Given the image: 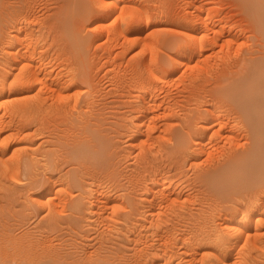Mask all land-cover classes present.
I'll use <instances>...</instances> for the list:
<instances>
[{"label": "rangeland", "instance_id": "1", "mask_svg": "<svg viewBox=\"0 0 264 264\" xmlns=\"http://www.w3.org/2000/svg\"><path fill=\"white\" fill-rule=\"evenodd\" d=\"M74 1L0 0V151L3 149L0 152V243L2 244L0 245V250L4 251L6 249L5 252L14 251L13 247H11L13 242H10L12 239H15L13 241H16V243L19 242L20 244L16 245H19L18 249L21 248V250H18L16 246V250H18L16 252L18 256H16V260L18 259L16 263L12 256L2 252V255H5H0V264H23L25 262V264H34V260L26 258L22 250L29 248L37 254L36 249L40 252V248L43 246L44 250L45 248L47 250L49 248L50 250L54 249L50 253L54 258H57L56 255H65L64 258L58 256L60 257L57 259L58 261L62 258L59 264H73V262L75 264H94L96 260H98V263L99 260L102 261L100 264L106 262V264L108 262L109 264H194L193 262L195 264H264V200H258L259 190L264 191V184H255V187L252 185V188L249 183L244 184L247 187L241 184L243 191L238 186H224V189L222 186L218 189V191L221 190L219 195L218 191H211L206 184H200L198 181L199 174H202L210 166L208 161L205 160L206 154L198 155L199 157L197 156L196 161H193L195 163H193L189 159L184 161V158L179 154L181 149H179L180 151L176 149L178 147L176 135L179 130L186 143H197L195 139H200L203 142L205 140L204 144L206 147L208 146V150H214L213 154H215L217 151L215 149L218 147L219 149L223 145L227 147V143L222 144L226 142V140L222 139L223 136L218 137L219 140L216 138L217 143L211 139L210 143H208V135V137L204 136L203 140H201L199 137L196 138V133L193 134L194 132H190V129L188 130L187 128L190 120V125L193 123V126L196 123L195 121L199 120L195 125L196 128L203 121L212 120L214 113H210L211 109L215 111L216 115L221 114L223 116L224 113V116H219V118H224L222 119L223 121L227 119L226 124L229 125L227 129L237 123L239 125L242 123L240 125L242 126L245 122L241 114L237 113L236 110L238 108H236L235 104L230 99H227L228 97L225 93L227 89L223 90L226 98L220 90L231 82L233 78L231 76L242 74L243 70L245 72L243 66H246V68L248 66L246 64L248 60L246 61L245 57L248 58L256 54L253 56V58L256 57L254 58L255 60L264 56V54H261L262 48L264 49V36L258 29L256 31L254 28L253 30L251 29L250 18L246 17L248 13L241 11L238 0H136V3L133 2L131 4V6L133 5L130 8L131 14L140 12L143 8H149L151 12L156 11V15L164 16V18L168 19L163 21L164 23L152 24L143 29L142 34L136 31L126 33V38L129 39L130 37L131 40L133 37L132 40L138 41L140 44L136 43L134 47H130L123 53V51L121 52L123 46L121 45L120 47V43L117 46L118 41L122 39L121 37L118 41L107 38L108 26L109 28L114 27L117 13L110 15L109 18L98 17L101 14V10L95 8L93 4L95 0H78L82 8L80 12L79 6H77L79 3L75 4L76 2ZM193 3L199 9L202 6H206L209 10L208 13L212 11L208 15L209 17L212 16L211 22L213 20L216 23L217 21L222 23L224 34L218 44L205 48L203 50L204 53H202L203 56L197 54L185 68V65L182 67V63V65L176 64L177 52L175 46L180 41V37L181 41L184 38L185 40L187 39V42L189 41L188 43H191L189 36L193 32L187 31L184 26L171 21L170 18H172L171 15H177L180 18L189 14L188 12L193 10V7H191ZM83 4L88 8L86 13L84 11L85 7H82ZM151 6L152 8H150ZM16 10L23 11L22 15L24 14L28 17L22 20L24 25L21 23L17 26L18 23H15ZM26 12L28 13L26 14ZM97 13L99 14L97 15ZM143 14L145 13L139 16L140 22L142 20L145 22ZM95 15H97L98 19ZM148 15H152V13ZM135 18L131 20L133 23L130 21L132 25L139 23V21L135 22ZM139 18L136 19L138 20ZM218 23L215 30L221 28ZM19 26L20 29H16ZM188 32L191 33L186 36ZM245 32L248 33L246 34ZM132 34L135 35L132 36ZM136 36L138 40H136ZM235 37L237 40H235ZM139 38L142 39L139 40ZM166 38L168 41H166ZM222 38L227 41L230 38L232 42L229 40L230 43L227 41L225 43ZM24 41L28 42H26L27 45L29 44L28 47L27 45L25 46L26 43ZM123 41L122 39L121 44ZM16 42L19 43L16 45ZM174 42L176 43L174 44ZM231 43L232 45H230ZM140 45L141 48L139 47ZM114 46L116 47L114 48ZM25 47L29 52L28 59L30 58L31 60L22 61L24 59H21V57L20 62L18 61V66H22L26 62L36 65L33 66V69L39 70V72L37 70L36 72L41 75L42 80L47 81L46 83L42 81L41 83L43 84H38V87L41 86V88L45 85V89L43 86L41 90V96L37 95L36 77L31 76L30 79L26 80L23 77L24 75H20L22 73L18 71L19 69L17 70L20 66L15 67L17 62L14 56L21 49L20 52L26 51ZM138 49L144 51L138 53ZM31 50V53L34 50L33 54L30 53ZM20 52L18 53L20 54ZM132 56L144 57L143 64L145 62L146 64L142 66L141 72L136 71L137 73H135L134 67L128 68V66H132L130 64L133 62H127V60ZM116 57L119 58L117 59ZM196 57L199 58L197 62ZM119 60L121 61L119 62ZM180 60L186 61L183 58H180ZM37 61L41 65L40 68ZM207 63L209 64L207 65ZM145 65L153 69L157 66L159 71L156 69L154 72L152 69L154 73H147V70L146 72L143 70L144 68L148 69ZM161 66L163 69L160 68ZM189 67L191 68L189 69ZM172 68L173 70H171ZM199 68L202 70L199 71V75H196L198 79L195 76L196 80H194L192 77L194 75L192 74L194 71L200 70ZM227 69L230 70L227 72ZM40 70L43 72H41L42 74ZM235 71L239 73H235ZM130 72L134 74L132 75ZM226 73H229L228 77L225 76L227 75ZM135 74H138L137 76L139 77ZM219 74H222L221 77L225 76V79H223L225 86H222L223 80H218ZM122 75L126 77L124 76L123 78ZM120 76L122 79H120ZM199 76L202 78L200 79ZM132 77L134 78L133 80ZM142 78L149 81L142 80ZM137 79L139 81L142 80L143 83H140L143 85H137L139 83H137ZM217 85L219 88H214ZM155 86L156 88H154ZM211 87L214 89L212 90ZM52 88L54 91H51ZM208 89L213 96L206 92ZM42 91L50 92L43 94ZM147 91L153 95L157 105L151 110V114H156L157 116H154L155 119L153 118L152 120L149 118L151 114L144 118L141 117L140 112L141 107L145 106L146 102L148 103L150 93ZM190 91L193 92L190 93ZM197 93L199 96H196ZM49 94L50 97L48 96ZM36 97L38 100H36ZM219 97L223 98L219 100ZM41 98L43 99L42 101ZM198 103L200 104L198 105ZM138 104L141 106L139 107ZM214 109L219 111V114ZM192 118L196 119H193L194 121L192 122ZM238 119L239 122H237ZM86 120H89L90 125H88ZM148 121H152V123ZM238 124L236 125L237 127L233 126V128L237 129L240 127ZM238 133L242 135L240 128ZM90 134L93 136H90ZM185 134L188 135L185 137ZM94 135L100 136L97 138ZM242 136L239 137L238 143H243L244 146L249 145L250 139L244 135ZM187 138L189 139L187 140ZM98 139L101 141H99V145ZM85 141L87 144H85ZM93 144L95 145L93 146ZM220 144L222 145L221 147ZM85 145L86 147H84ZM88 145H90L91 149ZM75 146L76 150L74 149ZM240 146L242 145H239V148H242ZM89 150L92 151L89 152ZM88 152L91 155V159ZM86 154H88V158ZM82 155L83 157H81ZM97 155H100L98 156L100 157L99 159H97ZM102 156L103 158H101ZM100 159H104L102 160L104 163ZM180 159H183V161ZM204 161H206V165ZM191 163L196 165L195 168ZM16 171L18 174L15 173ZM155 178L156 180H154ZM167 181H171L178 192L181 190L179 195L180 197L182 196L180 200L184 201L182 202L184 205L179 204L178 206L176 204L174 207L171 205V208L169 206L165 208V205H159L160 207L158 204L157 206L155 204L150 205L151 203L148 199L151 196H148L151 194L149 193L151 192L150 189L156 186L157 183L161 185L162 182ZM151 185L152 187H150ZM256 185L259 187L261 185L262 188ZM243 187L246 189H243ZM49 188L51 189L50 204L44 197V193H46L44 191ZM206 188L208 189L206 190ZM237 190L238 193L236 194ZM255 194L257 195L256 199ZM60 197L65 198V200ZM250 198L251 200H248ZM62 203L63 205H60ZM252 203H259V211L255 212L252 221L249 222V226L246 229L247 233L236 243V246H233L235 244L227 243L229 241L226 239L228 233L225 227H228L231 222L234 225L236 223L239 225L245 219L253 205ZM72 204H75L73 207H76H71ZM261 218H263V223L259 221L262 220ZM257 222L258 224L260 222L261 225H256ZM157 224L158 226H156ZM254 225L256 226L255 230ZM256 230H258L257 234H255ZM157 232L160 235L163 234V237L158 235ZM213 234H216L217 238L213 237ZM222 235L225 237L222 239L227 241L221 239ZM245 235L249 236L245 237ZM250 236L254 238L252 239ZM244 237L245 239L247 238V241H245ZM6 238L9 239V243L5 241ZM28 238L29 240H26ZM248 238L252 240L249 242ZM23 240L24 242L22 243ZM244 241L246 242L245 244ZM36 242H41L40 246ZM221 242L222 244L220 245ZM36 244L38 247H36ZM163 246L164 248H162ZM242 246L245 247L242 249ZM224 247L227 249H224ZM229 247H235V249L232 248L234 249L232 250ZM41 251H43L42 248ZM58 251H61V253L59 252V254ZM226 251L227 253L231 252L232 255L230 253V255L227 254L223 258L222 255L224 253L222 252ZM53 253H56V255ZM3 257L7 258V260ZM22 257H25V259ZM19 258L24 261L19 262L21 261ZM85 260L89 262L87 263Z\"/></svg>", "mask_w": 264, "mask_h": 264}, {"label": "bare ground", "instance_id": "2", "mask_svg": "<svg viewBox=\"0 0 264 264\" xmlns=\"http://www.w3.org/2000/svg\"><path fill=\"white\" fill-rule=\"evenodd\" d=\"M36 1V0H35ZM87 1V0H86ZM89 1V0H88ZM194 1V0H193ZM239 1V5H240V8H241V11H243V13H245V12H247L248 13V15H247V13H246V17H248V18H250V23L252 24V30H253V28H254V30L256 31V29H258L259 31H261V33L263 34V36H264V0H238ZM74 2H76L75 4H77V2L79 3V5H77V6H79V10H80V12H81V7H80V2L77 0H75ZM73 2V3H74ZM133 2H135L136 3V0H95V2L93 3L94 4V6H95V8L98 10H101L100 12H101V14H100V16L98 15L99 13H97V15H98V17H102V18H109V16L110 15H113L114 13L116 14L117 13V15H116V18H115V22H116V24L114 25V27L112 28V27H110L109 28V26H108V36H107V38L109 37V39H112V40H115V41H118V39L121 37L124 41L122 42V44H121V40H119L118 41V43H117V46L119 45V43H120V47H121V45L123 46L122 48L124 49H121V52L123 51V53H125L130 47H134V45L136 44V43H138V44H140V42H138V41H135V40H132L133 39V37L131 38V40H130V37H129V39L128 38H126L125 36H126V33H128V32H131V31H136V32H140L141 34H142V31H143V29H146L147 27H149L150 25H152V24H158V23H161V22H163V21H166L167 19L166 18H164V16L163 17H161V16H159V15H156V11H153V9H152V11L153 12H151L150 11V9L149 8H143V10L142 11H138V12H135V13H133V14H131L130 13V8H132V6H131V4L133 3ZM192 2V1H191ZM24 3V2H23ZM28 3V2H27ZM82 3V2H81ZM87 3V2H86ZM134 3V4H135ZM145 3V2H144ZM88 4V3H87ZM89 4H90V2H89ZM203 4V3H202ZM191 5V4H190ZM193 5H195V3H193ZM193 5H191V7H193V10L191 11L190 10V12H188L189 14H187V15H184V16H182V17H180V18H182V19H180L179 18V16H177V15H171V17L172 18H170V20L171 21H173V22H177V23H179L181 26H184L186 29H187V31L188 30H190L191 32H193V34L191 35V36H189L190 37V39H191V43H188L187 42V39L185 40L183 37V40L181 41V37L179 38V42L176 44V46H175V50H176V52H177V55H176V58L175 57H172V58H175V60H176V64L177 65H182L183 64V66L182 67H184V65H185V68L187 67V64L189 63V62H191V60L193 59V58H195V56L197 55V54H201L202 56H203V54L202 53H204L203 52V50L205 49V48H207V47H209V46H211V45H216V44H218V42H220V39H221V37L223 36V34H224V30H223V27L221 26V24L222 23H218V21H217V23L221 26V28H218V30L216 29L215 30V28L218 26L217 25V23H216V21H213L212 20V22H211V18H212V16L211 17H209L208 15H210V13L212 12V11H210V13H208L209 12V10L206 8V6H202V7H200V9L198 8V7H196V5L195 6H193ZM206 5V4H205ZM209 5V4H208ZM136 6V5H135ZM135 6H134V8H135ZM148 6H150V5H148ZM19 7V6H18ZM82 7H85L86 8V6H84V4H83V6ZM154 7V6H153ZM208 7V6H207ZM85 8H84V11H85V13H86V11H87V9L88 8H86V10H85ZM140 8H141V6H140ZM150 8H152V6L150 7ZM159 8V7H158ZM142 9V8H141ZM23 10H24V8H23ZM28 11V10H27ZM78 11V10H77ZM83 11V12H84ZM158 11V10H157ZM160 11V10H159ZM16 12V24H17V26L18 25H20L21 23L24 25V22H22V20H24L25 18H28V17H26V15H22V13H24L23 11H21V10H16L15 11ZM104 12V13H103ZM149 12H151L152 13V15H148V14H151V13H149ZM175 12V11H174ZM28 12H26V14H27ZM103 13V14H102ZM142 13H145V14H143V16H145V22H143L144 20H142V22H140V18H139V16H141L142 15ZM154 13V14H153ZM241 13V12H240ZM81 14V13H80ZM79 14V15H80ZM114 14V15H115ZM135 14V15H134ZM160 14V13H159ZM180 14V13H179ZM97 15H95L96 16V18H97ZM218 15V14H217ZM221 15V14H220ZM28 16V15H27ZM94 16V15H93ZM139 18L138 20L136 19V18ZM228 17V16H227ZM83 18V17H82ZM135 18V22H137V21H139V23H137L136 25H132L131 24V22L133 23V21H131V20H133ZM217 18V17H216ZM86 19V18H85ZM98 19V18H97ZM99 19H101V18H99ZM215 20V19H214ZM228 20V19H227ZM131 21V22H130ZM220 21V20H219ZM244 21V20H243ZM214 22V23H213ZM221 22H222V20H221ZM241 22V21H240ZM28 23V22H27ZM164 23V22H163ZM216 23V26H215V28H214V24ZM229 23V22H228ZM226 24V23H225ZM224 24V25H225ZM229 25V24H228ZM240 25V24H239ZM16 26V27H17ZM241 26V25H240ZM239 26V27H240ZM107 27V26H106ZM235 27V26H234ZM21 28H23L22 26H21ZM103 28V27H102ZM105 28V27H104ZM16 29H20V26L18 27V28H16ZM226 29V28H225ZM229 29V28H228ZM227 29V30H228ZM235 29H238V28H235ZM101 30V29H100ZM241 31H242V29H240ZM250 30V29H249ZM257 30V31H258ZM21 31V30H20ZM25 31V30H24ZM99 31V30H98ZM244 31H245V27H244ZM22 32H23V29H22ZM21 32V33H22ZM191 32H188V34L186 35V36H188L189 35V33H191ZM237 32V31H236ZM27 33V32H26ZM246 33V32H245ZM248 33V32H247ZM246 33V34H247ZM130 34V33H129ZM226 34V33H225ZM231 34V33H230ZM229 34V35H230ZM241 34V33H240ZM18 35H20V34H18ZM27 35H28V33H27ZM100 35V34H99ZM101 35H102V33H101ZM100 35V36H101ZM135 35V34H134ZM133 34H132V36H134ZM140 35V34H139ZM232 35V34H231ZM21 36V35H20ZM93 36V35H92ZM138 36V35H137ZM136 36V40H138V37H140V36H138L137 37ZM143 36V35H142ZM225 36V35H224ZM246 36V35H245ZM262 36V35H261ZM261 36H259V37H261ZM18 37V36H17ZM23 37V36H22ZM128 37V36H127ZM146 37V36H145ZM174 37V36H173ZM232 37H234V36H232ZM231 37V38H232ZM258 37V38H259ZM25 38V37H24ZM93 38V37H92ZM227 38H228V36H227ZM241 38H243V37H241ZM263 38V37H262ZM21 39V38H20ZM19 39V40H20ZM25 39H27V38H25ZM135 39V38H134ZM140 39H142V38H139V40ZM171 39V38H170ZM169 39V40H170ZM233 39V38H232ZM18 40V41H19ZM28 40V39H27ZM93 40V39H92ZM126 40V41H125ZM127 40H129V41H127ZM145 40V39H144ZM229 40H231L230 38H229ZM229 40L227 41V40H223V38H222V41L224 42L225 41V43H226V41L227 42H229ZM235 40H237L236 39V37H235ZM261 40H263V39H261ZM110 41V40H109ZM143 41V40H142ZM166 41H168L167 40V38H166ZM248 41V40H247ZM25 42V41H24ZM27 42V41H26ZM25 42V43H26ZM112 42H114V41H112ZM231 42H232V40H231ZM235 42V41H234ZM233 42V43H234ZM19 42H16V45L18 44ZM23 43V42H22ZM28 43V42H27ZM27 43L25 44V46L27 45ZM106 43V42H105ZM109 43V42H108ZM115 43V42H114ZM176 42H174V44H175ZM230 43V42H229ZM24 44V43H23ZM219 44H221V43H219ZM250 44V43H249ZM112 45V44H111ZM115 45V44H114ZM230 45H232V43L230 44ZM236 45H238L237 43H236ZM262 45V44H261ZM29 46V44L27 45V47ZM113 46V45H112ZM224 46V45H223ZM239 46V45H238ZM245 46H247V45H245ZM17 47V46H16ZM111 47V46H110ZM116 46H114V48H115ZM140 48H141V45L139 46ZM145 47V46H144ZM146 47H147V45H146ZM145 47V48H146ZM174 47V46H173ZM229 47H231V46H229ZM234 47V46H233ZM236 47V46H235ZM30 48V47H29ZM28 48V49H29ZM24 49V48H23ZM27 48L25 47V50H26ZM31 49V48H30ZM29 49V50H30ZM132 49V48H131ZM130 49V50H131ZM215 49V48H214ZM236 49V48H235ZM22 50V49H21ZM20 50V51H21ZM109 50V49H108ZM112 50V49H111ZM216 50V49H215ZM219 50H220V48H219ZM226 50V49H225ZM264 49L262 48V51H263ZM20 51H18V52H20ZM138 53H140V51H144V50H142V49H138ZM237 51V50H236ZM250 51V50H249ZM261 51V54L263 55L264 54V52H262ZM18 52H16V55L14 56L15 58H16V66L15 67H17L18 66V61L20 60V58L21 59H24V60H22V61H25V60H29L28 59V57H29V55H28V51L26 50V51H24V52H20V54L18 53ZM32 52V50L30 51V53ZM115 52V51H114ZM175 52V53H176ZM217 52H218V50H217ZM21 53H23L22 55H21ZM33 53H34V50H33ZM33 53H31V54H33ZM109 53V52H108ZM116 53V52H115ZM123 53H122V55H123ZM224 53V52H223ZM247 53H249V52H247ZM246 53V54H247ZM137 54V53H136ZM144 54V53H143ZM237 54V53H236ZM235 54V55H236ZM108 55V54H107ZM120 55H121V53H120ZM234 55V56H235ZM254 55H256V54H254ZM253 55V56H254ZM261 55V56H262ZM33 56V55H32ZM119 56V55H118ZM131 56V55H130ZM141 56V55H140ZM224 56V55H223ZM253 56L251 55L250 57H245L244 59L247 61L248 60V62H246V64L248 65L247 66V68H246V66H243L244 68L243 69H245V72H244V70H243V72H242V74H234V76H231V77H233L232 78V80H231V82H229V84L227 85L226 84V86L224 85V80L223 79H225V76L226 77H228V74L227 75H223L224 77H221V75L222 74H219V77H221V79H219V77H218V80H223L222 81V86H225V88L224 87H222V90H220L221 92H222V94H223V92L225 91V89H227V92L225 91V93H226V95H227V99H230L234 104H235V106H236V108H238L236 111H237V113H240L241 114V116H242V118L244 119L243 121H245L244 123H243V125L242 126H240L242 123H240V127H238L237 129H234L233 128V126H231V124H230V128L229 129H227V127H229V125H227L226 124V120L227 119H225L224 121L222 120V119H224V118H222V119H220L219 118V116L220 117H223L224 116V113H223V116L220 114V115H216V113H215V111H213V109H211V112L210 113H214V116L212 117L213 119L212 120H210V121H203L202 123H200V126H198V128H196V124H197V121H199V120H196L195 122V125L193 126V123H191L192 125H190V122H191V118L189 119L190 121H189V125H190V127H189V125H188V127H187V125H186V127L188 128V130L190 131V132H194L193 134H195L196 133V138H201V140H203V137L204 136H206V137H208L207 139L209 140V142L208 143H210V141L212 140L213 142L215 141L216 143H217V141H216V138H220L221 136H223L222 137V139H224V140H226V142H224V143H222V144H226L227 143V147H225L224 145L222 146L221 144H220V149H219V147L217 148V149H215V150H217L216 152H215V154H213V151H211V150H208V146L206 147V145L204 144L205 143V140H204V142L203 141H200V139L199 140H196L195 139V142L197 141V143H194L193 142V144H189V143H186L185 141H184V139H183V136L181 135L182 133H179L180 132V130L178 131V134L176 135L177 136V138H176V142L178 143L177 144V148L176 149H181V151L179 152V154H181V156H182V158H184V161H186V160H191L192 162L197 158V156L199 155H201V154H206L205 155V160H207L208 161V163L210 164V166L208 167V169H205L203 172H202V174H199V177H198V181H199V183L200 184H206L207 185V187L208 188H210V190L212 191V190H215L216 192L218 191V189L219 188H221L222 186H223V189H224V186H238V187H241V184H246V183H249L250 185H251V188H252V185L255 187V184H260V183H263L264 184V56H262L261 58H259V59H255L254 60V58H256V57H254L253 58ZM108 57V56H107ZM133 57V58H132ZM129 60H127V62L128 61H132L133 63H131L130 65H132V66H128V68L129 67H134L133 68V70L135 71V73H137L136 71H140L141 72V70H142V66L144 65V64H146V62L143 64V61H144V57H139V56H132ZM198 57V56H197ZM196 57V58H197ZM201 57V56H200ZM258 57H259V55H258ZM117 58V57H116ZM119 58V57H118ZM117 58V59H118ZM180 58H183V59H185L186 61H181L180 60ZM204 58V57H203ZM207 58H209V57H207ZM224 58V57H223ZM229 58V57H228ZM35 59V58H34ZM116 59V60H117ZM145 59H147V58H145ZM199 58H197L196 59V62H197V60H198ZM226 60H227V58H225ZM230 59V58H229ZM243 59V60H244ZM31 60V59H30ZM116 60H113V61H116ZM173 60V59H172ZM201 60H202V58H201ZM205 60V59H204ZM203 60V61H204ZM221 60H223V59H221ZM236 60V59H235ZM108 61V60H107ZM121 60H119V62H120ZM125 61V60H124ZM145 61H147V60H145ZM174 61V60H173ZM209 61V60H208ZM230 61H231V59H230ZM232 61H233V59H232ZM241 61V60H240ZM239 61V62H240ZM20 62V61H19ZM35 62H36V60H35ZM35 62H33V63H35ZM38 62V61H37ZM194 62V61H193ZM201 62V61H200ZM206 62V61H205ZM244 62V61H243ZM24 63V62H23ZM124 63V62H123ZM182 63V64H181ZM209 63H211L210 61H209ZM209 63H207V65L209 64ZM37 64H39V62L37 63ZM127 64H129V63H127ZM173 64V63H172ZM176 64H175V66H176ZM197 64H199V63H197ZM197 64H195V65H197ZM202 64V63H201ZM206 64V63H205ZM213 64V63H212ZM218 64V63H217ZM228 64V63H227ZM232 64V63H231ZM241 64V63H240ZM243 65H245L244 63H242ZM241 64V65H242ZM159 65V64H158ZM174 65V64H173ZM202 65H204V64H202ZM215 65H216V62H215ZM220 65H221V63H220ZM224 65H225V62H224ZM236 65V64H235ZM240 65V66H241ZM20 66V65H19ZM18 66V67H19ZM33 66H36L35 64H32L31 62H26L25 64H23L22 66H20L19 68H17V70L18 71H20L22 74H20V75H24L23 77H24V79H30L31 78V76H35L36 77V82H35V84H36V86L38 87V84H43V83H41L42 81L44 82V83H46L44 80H42V78H41V75L38 73L39 72V70H37V69H33L34 67ZM145 66H147L146 68H148V69H145L144 67V69L143 70H145V72H146V70H147V73L148 72H150V74L155 70L156 71V69L159 71V67L157 68V66H155L154 68L155 69H153V68H150L148 65H145ZM198 66V65H197ZM211 66V65H210ZM209 66V67H210ZM15 67H14V69H15ZM41 67V65L39 64V68ZM126 68H127V66H125ZM152 67V66H151ZM171 67H172V65H171ZM181 67V66H180ZM181 67V68H182ZM199 67V66H198ZM234 67V66H233ZM117 68V67H116ZM119 68V67H118ZM121 68V67H120ZM160 68H162V66L160 67ZM191 67H189V69H190ZM197 68V67H196ZM202 69H203V67H201ZM201 68H199L200 70H196V71H194L193 72V74L192 75H194V76H192L193 78L198 74L199 75V71H201L202 69ZM205 68V67H204ZM213 68H215V67H213ZM224 68H226V67H224ZM237 68V67H236ZM114 69H115V67H114ZM131 69V68H130ZM152 69H153V71H152ZM163 69V68H162ZM165 69V68H164ZM198 69V68H197ZM206 69H207V66H206ZM220 69V68H219ZM241 69V68H240ZM16 70V71H17ZM36 70L38 71V72H36ZM44 70V69H43ZM111 70V69H110ZM133 70H131L132 72H133ZM167 70V69H166ZM165 70V71H166ZM171 70H173V68L171 69ZM170 70V71H171ZM193 70V69H192ZM230 70V69H229ZM228 69H227V72L229 71ZM233 70H235V69H233ZM242 70V69H241ZM120 71V70H119ZM127 71V70H126ZM129 71V70H128ZM154 71V72H155ZM164 71V70H163ZM183 71L185 72V70L183 69ZM191 71V70H190ZM189 71V72H190ZM42 71L40 70V73H41ZM107 72H109V71H107ZM114 72V71H113ZM115 72H116V70H115ZM125 72V71H124ZM132 72H130V74H132ZM140 72H139V74H140ZM153 72V73H154ZM224 72H226V71H224ZM232 72H234V71H232ZM237 71H235V73H236ZM43 73V72H42ZM41 73V74H42ZM48 73V72H47ZM111 73V72H110ZM127 73V72H126ZM143 73H144V71H143ZM210 73H211V71H210ZM209 73V74H210ZM231 73V72H230ZM237 73H239V72H237ZM240 73H241V71H240ZM32 74H34V75H32ZM45 74V73H44ZM43 74V75H44ZM129 74V73H128ZM134 74V73H133ZM132 74V75H133ZM201 74V73H200ZM224 74V73H223ZM46 75V74H45ZM44 75V76H45ZM120 75V74H119ZM126 75V74H125ZM125 75H122L123 76V78H124V76ZM136 75V74H135ZM138 75V74H137ZM136 75V76H137ZM230 75H232V74H230ZM113 76V75H112ZM136 76H134L135 78H136ZM207 76V75H206ZM18 77H19V75H18ZM85 77H87V76H85ZM121 77V76H120ZM126 77V76H125ZM129 77V76H128ZM137 77H139V76H137ZM141 77V76H140ZM144 77V76H143ZM168 77V76H167ZM189 77V76H188ZM200 77V76H199ZM213 77H214V75H213ZM230 77V78H231ZM196 78L198 79V77L196 76ZM202 77H200V79H201ZM23 79V78H22ZM21 79V80H22ZM23 79V80H24ZM120 79H122V77L120 78ZM131 79V78H130ZM130 79H129V81H130ZM134 78L132 77V80H133ZM145 79V78H144ZM143 78H142V80H144ZM20 80V79H19ZM110 80V79H109ZM138 80V79H137ZM137 81V85H139L140 84V86L141 85H143V84H141V83H143V81ZM145 80H147V79H145ZM166 80V79H165ZM190 80H191V78H190ZM194 80H196L195 78H194ZM30 81V80H29ZM28 81V82H29ZM135 81H136V79H135ZM147 81H149V80H147ZM198 82H199V80H197ZM206 81H209V80H206ZM226 81V80H225ZM119 82V81H118ZM117 82V83H118ZM132 82H134V81H132ZM141 82V83H140ZM146 82V81H145ZM145 82H144V84H145ZM171 82V81H170ZM192 82V81H191ZM228 82V81H227ZM123 83V82H122ZM135 83V82H134ZM152 83V82H151ZM166 83V82H165ZM169 83V82H168ZM221 83V82H220ZM21 84H22V81H21ZM120 84V83H119ZM129 84V83H128ZM133 84V83H132ZM192 84V83H191ZM196 84V83H195ZM23 85H25L24 83H23ZM47 85V84H46ZM150 85V84H149ZM160 85V84H159ZM169 85V84H168ZM186 85V84H185ZM197 85V84H196ZM195 85V86H196ZM44 86V89H45V85H43ZM43 86H42V88H41V86L40 87H38V89L36 88V90H37V95L38 96H41V90L43 89ZM153 86V85H152ZM195 86H193V87H195ZM54 87V86H53ZM161 87H162V85H161ZM192 87V88H193ZM197 87V86H196ZM202 87H204V86H202ZM201 87V88H202ZM214 87V86H213ZM218 87V85L216 86V87H214V88H217ZM154 88H156V86L154 87ZM212 88V87H211ZM214 88H212V90L214 89ZM219 88V87H218ZM21 89V88H20ZM55 89V88H54ZM159 89H161V88H159ZM169 89V88H168ZM183 89V88H182ZM188 89V88H187ZM204 89V88H203ZM202 89V90H203ZM47 90H48V88H47ZM46 90V91H47ZM53 90V88L51 89V91ZM57 90V89H56ZM61 90V89H60ZM141 90H142V88H141ZM149 90V89H148ZM153 90V89H152ZM164 90V89H163ZM180 90V89H179ZM190 90H192V89H190ZM224 90V91H223ZM45 91V92H46ZM54 91V90H53ZM182 91V90H181ZM199 91V90H198ZM198 91H196V92H198ZM217 91L219 92V90L217 89ZM44 91H42V93L44 94L45 93ZM50 92V91H49ZM49 92H46V94L47 93H49ZM60 92V91H59ZM129 92V91H128ZM148 93H150L149 91H147ZM155 92V91H154ZM187 92V91H186ZM193 91H190V93H192ZM206 92H209V94H211L210 93V91H209V89H208V91H206ZM212 92V91H211ZM220 92V93H221ZM224 93V94H225ZM52 94V93H51ZM60 94V93H59ZM170 94V93H169ZM208 94V93H207ZM223 94V95H224ZM54 95V94H53ZM141 95H142V93H141ZM168 95V94H167ZM190 95V94H189ZM192 95V94H191ZM194 95V94H193ZM199 96V94L197 93L196 94V96ZM212 96H213V94H211ZM36 96V95H35ZM37 96V97H38ZM43 96V95H42ZM44 96H46V95H44ZM49 97H50V94L48 95ZM143 96V95H142ZM149 96V95H148ZM170 96V95H169ZM210 96V95H209ZM37 97H36V100H38L37 99ZM59 97V96H58ZM188 97H190V96H188ZM207 97V96H206ZM215 97H218V96H215ZM224 97H225V95H224ZM39 98V97H38ZM57 98V97H56ZM61 98V97H60ZM186 98V97H185ZM203 98V97H202ZM221 98H223V97H219V100H221ZM226 98V97H225ZM55 99V98H54ZM143 99V98H142ZM146 99V98H145ZM188 99V98H187ZM205 99V98H204ZM207 99V98H206ZM212 99V98H211ZM215 99V98H214ZM43 99L41 98V101H42ZM147 100V99H146ZM213 100V99H212ZM41 101H38V102H41ZM187 101V100H186ZM209 102H210V100H208ZM225 101V100H224ZM56 102V101H55ZM58 102V101H57ZM207 102V101H206ZM213 102V101H212ZM228 102V101H227ZM145 103V102H144ZM147 103V102H146ZM146 103L144 104L145 106H142L141 107V109H140V112H141V117H146V116H149V114H151V110H153L152 108H155V100H154V97H153V95L150 93V96H149V100H148V103H147V105H146ZM160 103V102H159ZM166 103V102H165ZM208 103V102H207ZM214 103V102H213ZM55 104H57V103H55ZM86 104V103H85ZM200 103H198V105H199ZM224 104V103H223ZM229 104V103H228ZM133 105V104H132ZM159 105V104H158ZM187 105V104H186ZM210 105V104H209ZM138 106H139V104H138ZM141 106V105H140ZM139 106V107H140ZM154 106V107H153ZM157 106V105H156ZM160 106H161V104H160ZM138 107V108H139ZM163 107V106H162ZM184 107V106H183ZM211 107V106H210ZM233 107V106H232ZM205 108V107H204ZM235 108V109H236ZM199 109V108H198ZM209 109V110H210ZM234 109V110H235ZM134 110H135V108H134ZM171 110V109H170ZM214 110H216V109H214ZM220 110V109H219ZM230 110V109H229ZM232 110H233V108L231 109V113H232ZM136 111V110H135ZM160 111H161V109H160ZM159 111V112H160ZM201 111V110H200ZM213 111V112H212ZM138 112V111H137ZM136 112V113H137ZM169 112V111H168ZM204 112V111H203ZM216 112H218V114H219V111H217L216 110ZM234 112V111H233ZM154 113V112H153ZM198 113H200V112H198ZM206 113V112H205ZM158 114V113H157ZM160 114V113H159ZM239 114V115H240ZM152 115V114H151ZM151 115L149 116V118H150V120H152L153 118H154V116H156V114H153L152 115V117H151ZM169 115V114H168ZM206 116H207V113L205 114ZM235 115V114H234ZM80 116H83V115H80ZM159 116V115H158ZM165 116V115H164ZM202 116V115H201ZM201 116H200V118H201ZM157 117V116H156ZM160 117V116H159ZM162 117H163V115H162ZM192 117H197V116H192ZM204 117V116H203ZM239 117V116H238ZM1 118V117H0ZM161 118V117H160ZM199 118V117H198ZM208 118V117H207ZM206 118V119H207ZM77 119V118H76ZM141 119V118H140ZM155 119V118H154ZM193 119H196V118H192V122L194 121ZM202 119V118H201ZM222 120V121H220V120ZM84 120V119H83ZM90 120V119H89ZM89 120H86L87 121V123H88V125H90L89 124ZM149 120V119H148ZM188 120V119H187ZM186 120V121H187ZM219 120V121H218ZM240 120H242L241 118H240ZM148 122H151L152 123V121H148ZM154 122V121H153ZM235 122H236V120H235ZM234 122V123H235ZM237 122H239V119H238V121ZM83 123V122H82ZM85 124H86V122H84ZM150 123V124H151ZM187 123V122H186ZM149 124V125H150ZM155 124V123H154ZM202 124V125H201ZM237 124H235V126L234 127H237L236 125ZM191 126H193V127H195V128H193V127H191ZM85 127V126H84ZM87 127V126H86ZM191 128H192V130H191ZM239 128H240V132L242 133V135H244L246 138H249L250 139V142H249V145H247V146H244L243 145V143L242 144H239L238 143V139H239V137L240 136H242L240 133H238V130H239ZM133 129H135V128H133ZM150 129V128H149ZM227 129V130H226ZM142 132V131H141ZM183 132V131H182ZM92 134H94V133H92ZM92 134H90V136L92 135ZM148 134V133H147ZM146 134V135H147ZM188 134H189V132H188ZM187 134V135H188ZM192 134V135H193ZM149 135V134H148ZM186 134H185V137L187 136ZM208 135V136H207ZM89 136V137H90ZM93 136V135H92ZM94 136H96L97 138H98V136H100V135H94ZM189 136H191V135H189ZM188 136V137H189ZM194 137V136H193ZM91 138H93V137H91ZM195 138V137H194ZM219 138H218V140H219ZM242 138H244L243 136H242ZM245 138V139H246ZM81 139V138H80ZM83 139V138H82ZM101 139V138H100ZM189 138H187V140H188ZM193 139V138H192ZM191 139V140H192ZM211 139V140H210ZM241 139V138H240ZM86 141L88 140V139H85ZM94 140H96V139H94ZM186 140V141H187ZM223 140V141H224ZM79 141H81V140H79ZM79 141H77V142H79ZM86 141H85V144H87L86 143ZM89 141V140H88ZM87 141V142H88ZM100 140L98 139V145L100 144V142H99ZM194 141V140H193ZM199 141V142H198ZM247 141V140H246ZM90 142V141H89ZM212 142V143H213ZM245 142V141H244ZM72 143H74V142H72ZM82 143H83V141H82ZM94 143V142H93ZM208 143H207V145H208ZM215 143V144H216ZM228 143H229V146H228ZM89 144V143H88ZM96 144V143H95ZM95 144H93V146L95 145ZM247 144V143H246ZM73 145V144H72ZM71 145V146H72ZM83 145V144H82ZM97 145V146H98ZM214 145V144H213ZM216 145H218V144H216ZM239 145H242V146H240V147H242V148H239ZM70 146V147H71ZM76 146H78V147H81V146H79V145H76ZM76 146L74 147V149L76 148ZM89 147H90V145H88ZM92 146V145H91ZM219 146V145H218ZM244 146V147H243ZM84 147H86V145L84 146ZM176 147V146H175ZM93 148V147H92ZM211 148V147H210ZM209 148V149H210ZM213 148V147H212ZM211 148V149H212ZM5 149V148H4ZM82 149H84V148H82ZM86 149V148H85ZM84 149V150H85ZM90 149H91V147H90ZM94 149V148H93ZM98 149V148H97ZM214 149V148H213ZM3 150V149H2ZM1 150V151H2ZM76 150V149H75ZM81 150V149H80ZM79 150V151H80ZM83 150V151H84ZM0 151V152H1ZM92 151V150H91ZM90 150H89V152H91ZM98 151H100L99 149H98ZM86 152V151H85ZM89 152H88V154H89ZM74 153H76L75 151H74ZM79 153V152H78ZM81 153V152H80ZM100 153V152H99ZM88 154H86V156L88 155ZM98 154V153H97ZM80 155V154H79ZM83 155H85V154H83ZM83 155L81 156V157H83ZM90 155V154H89ZM95 155V154H94ZM93 155V157L95 158V156ZM98 156H100V155H97L96 157H98ZM198 156V157H199ZM87 158H88V156H87ZM90 159H91V155H90V157H89ZM93 158V159H94ZM100 157H98L97 159H99ZM101 158H103V156L101 157ZM202 159V158H201ZM102 160H104V159H102ZM101 159H100V161H102ZM181 161H183V159H180ZM203 160V159H202ZM196 161V160H195ZM103 163H104V161H102ZM189 162V161H188ZM199 162V161H198ZM206 161H204V163H205ZM193 163H195V162H193ZM193 163H191V164H193ZM200 163H202V162H200ZM203 164V163H202ZM26 165V164H25ZM28 165V164H27ZM153 165V164H152ZM194 165V168H195V164H193ZM201 165V164H200ZM205 165H206V163H205ZM208 165V164H207ZM14 166V165H13ZM150 166V165H149ZM204 167V166H203ZM15 168V167H14ZM14 168H12V169H14ZM146 168V167H145ZM200 170H202L201 168H199ZM198 169V170H199ZM18 170V169H17ZM95 171V170H94ZM16 174H18L17 173V171L15 172ZM199 173V172H198ZM155 175V174H154ZM159 175V174H158ZM198 176V175H197ZM157 177V176H156ZM197 178V177H196ZM154 180H156V178L154 179ZM195 181H196V179H195ZM175 182V181H174ZM151 183H152V181H151ZM196 183V182H195ZM198 184V183H197ZM263 184H261V185H263ZM190 185V184H189ZM199 185V184H198ZM203 185H201V186H203ZM240 185V186H239ZM261 185H260V187L259 186H257V187H259V188H262L261 187ZM175 185H173L172 183H171V181H167V182H162V184L160 185L159 183H157L156 184V186H154L153 188H155L154 189V191H152V189L153 188H151L150 189V191L151 192H149V193H151V194H149L148 196H150V198L148 197V199L150 200V205H156L157 206V204H158V206L160 205H165V208H166V206H169V208H171V205H173V207L177 204L178 206H179V204H183L182 202H184V201H181L180 199H181V197H180V191L178 192L177 191V188H175L174 187ZM200 186V187H201ZM244 186H246V185H244ZM150 187H152V185L150 186ZM150 187H148V188H150ZM179 187V186H178ZM206 187V186H205ZM204 187V188H205ZM247 187V186H246ZM208 188H206V190L208 189ZM263 188H264V186H263ZM192 189V188H191ZM238 189V188H237ZM239 189H241L242 190V187L241 188H239ZM243 189H246V188H244L243 187ZM255 189H257V188H255ZM99 190V189H98ZM176 190V191H175ZM201 190H203V189H201ZM206 190H204V191H206ZM210 190H208V191H210ZM228 190V189H227ZM234 190H235V188H234ZM250 190H252V189H250ZM50 191H51V189L49 188V189H47V191H44V192H46V193H44L45 194V200H47V202H48V204H50L49 203V197H50ZM221 191V190H220ZM220 191H218V194L220 195ZM223 191V190H222ZM232 191V190H231ZM243 191V190H242ZM246 191V190H245ZM248 191V190H247ZM256 191V190H255ZM262 191L263 190H259V192H260V195H258V200L260 201V200H264L263 198H264V191H263V193H262ZM96 192H98V191H96ZM95 192V193H96ZM104 192V191H103ZM196 192V191H195ZM200 192V191H199ZM202 192V191H201ZM215 192V193H216ZM224 192V191H223ZM229 192V191H228ZM253 192H254V190H253ZM145 193V192H144ZM212 193V192H211ZM210 193V194H211ZM234 193V192H233ZM238 193V190H237V192H236V194ZM98 194V193H97ZM102 194V193H101ZM173 194H175V196H173ZM184 194V193H183ZM204 194V193H203ZM209 194V193H208ZM250 194V193H249ZM57 196H59L58 194H56ZM193 195V194H192ZM198 195V194H197ZM200 195V194H199ZM229 195V194H228ZM231 195V194H230ZM256 195V194H255ZM60 196H62V195H60ZM185 196V195H184ZM211 196V195H210ZM253 196V195H252ZM143 197H145V196H143ZM191 197V196H190ZM207 197V196H206ZM214 197V196H213ZM256 197H257V195L255 196V199H256ZM58 198V197H57ZM61 198V197H60ZM97 198H98V196H97ZM192 198V197H191ZM249 198V197H248ZM59 199V198H58ZM61 199H63V198H61ZM60 200V199H59ZM63 200H65V198L63 199ZM79 200V199H78ZM121 200V199H120ZM147 200V199H146ZM148 200V201H149ZM183 200H185V198H183ZM188 200V199H187ZM192 200V199H191ZM248 200H251V198L250 199H248ZM52 201V200H51ZM55 201V200H54ZM53 201V202H54ZM61 201V200H60ZM59 201V202H60ZM216 201V200H215ZM45 202V201H44ZM46 202V203H47ZM73 202V201H72ZM75 202V201H74ZM103 202V201H102ZM105 202H106V200H105ZM142 202V201H141ZM209 202V201H208ZM252 202V201H251ZM54 203H56V202H54ZM111 203V202H110ZM114 203V202H113ZM121 203V202H120ZM243 203V202H242ZM253 203H254V201H253ZM252 203V204H253ZM44 205H47V204H45V203H43ZM58 204V203H57ZM76 204H77V202H76ZM96 204V203H95ZM101 204H103V203H101ZM112 204V203H111ZM122 204V203H121ZM135 204V203H134ZM143 204V203H142ZM251 204V203H250ZM259 204V203H258ZM258 204H253L252 206H251V208L249 209V212L247 213V215H246V217H245V219L238 225L237 223H236V225H234L232 222L229 224V222H228V227H225V228H227V229H225V230H227L226 232L228 233V235H227V237H226V239L229 241V242H227V243H230V244H235V245H233V246H236V243L238 242V241H240L242 238H243V235L245 234V233H247L246 232V229L248 228V226H249V222L250 221H252V219H253V217H254V215H255V212L256 211H259L258 210ZM263 204V203H262ZM52 205H53V203H52ZM59 205V204H58ZM57 205V206H58ZM60 205H63V203L62 204H60ZM73 205H75V204H72L71 205V207H73ZM108 205V204H107ZM118 205V204H117ZM137 205V204H136ZM184 205V204H183ZM77 206H78V204H77ZM105 206V205H104ZM116 206V205H115ZM138 206V205H137ZM155 206V207H156ZM159 206V207H160ZM236 206V205H235ZM238 206V205H237ZM62 207V206H61ZM76 206H74L73 208H75ZM99 207V206H98ZM114 207V206H113ZM139 207V206H138ZM148 207H149V205H148ZM163 207V206H162ZM180 207H181V205H180ZM249 207V206H248ZM260 207V206H259ZM263 207H264V204H263ZM142 208V207H141ZM144 208V207H143ZM157 208V207H156ZM168 208V207H167ZM245 208V207H244ZM243 208V209H244ZM261 208V207H260ZM90 209H91V206H90ZM140 209V208H139ZM164 209V208H163ZM63 210H65V209H63ZM73 210V209H72ZM93 210V209H92ZM142 210V209H141ZM159 210V209H158ZM74 211H75V209H74ZM97 211V210H96ZM100 211V210H99ZM242 211V210H241ZM245 211H246V208H245ZM262 211V210H261ZM115 212V211H114ZM144 212V211H143ZM146 212H147V209H146ZM160 212V211H159ZM164 212V211H163ZM263 212V211H262ZM262 212H261V215H262ZM113 213V212H112ZM152 213H153V211H152ZM258 213H260V212H258ZM150 215V214H149ZM152 215V214H151ZM156 215V214H155ZM258 215H260V214H258ZM142 217H143V215H141ZM224 216V215H223ZM263 216V215H262ZM147 217V216H146ZM243 217V216H242ZM241 217V218H242ZM258 217V216H257ZM223 218V217H222ZM233 218V217H232ZM231 218V219H232ZM264 218V217H263ZM263 218H261L262 220H259V221H262V223H263ZM154 219V218H153ZM158 220H160V219H158ZM225 220H227V219H225ZM242 220V219H241ZM256 220V219H255ZM152 221V220H151ZM230 221V220H229ZM254 221V220H253ZM257 221V220H256ZM255 221V222H256ZM150 222V221H149ZM151 223V222H150ZM253 223V222H252ZM251 223V224H252ZM155 224V223H154ZM254 224V223H253ZM256 225H261L260 224V222H259V224H258V222L256 223ZM156 226H158V224L156 225ZM155 226V227H156ZM225 226H227L226 224H225ZM237 226V227H236ZM224 227V226H223ZM255 225H254V230H255ZM156 228H158V227H156ZM153 229V228H152ZM155 229V228H154ZM224 229V228H223ZM158 230V229H157ZM225 230H224V232H225ZM259 230V229H258ZM258 230H256L255 231V234H257L256 232H258ZM156 232V231H155ZM159 232V231H158ZM158 232H157V234H158ZM171 232V231H170ZM217 232V231H216ZM252 232V231H251ZM214 233V232H213ZM249 233V232H248ZM155 234V233H154ZM191 234V233H190ZM158 235H160V234H158ZM157 235V236H158ZM163 234H161L160 236H162ZM188 235V234H187ZM187 235H185V236H187ZM216 235V234H215ZM214 234H213V237H215V238H217L216 236H215ZM226 235V234H225ZM250 235H252V234H250ZM11 236V235H10ZM13 236V235H12ZM166 236H167V234H166ZM185 236H184V238H185ZM223 236V235H222ZM247 236H249V235H247ZM246 235H245V237H247ZM255 236V235H254ZM9 237V236H8ZM14 237V236H13ZM163 237V236H162ZM195 237V236H194ZM245 237H244V239H245ZM251 238H252V236H250ZM262 237V236H261ZM10 238V237H9ZM18 238V237H17ZM20 238H22V237H20ZM167 238V237H166ZM183 238V237H182ZM222 238H225L224 236L223 237H221V239ZM249 239L248 238V241L250 242L252 239ZM3 239H4V237H3ZM25 239V238H24ZM165 239V238H164ZM171 239V238H170ZM189 239V238H188ZM196 239V238H195ZM208 239V238H207ZM211 239H212V236H211ZM247 239V238H246ZM245 239V241H247ZM13 240H15V239H12L10 242H13V244L11 245V247H13L12 249H14V251H10V252H5V247H4V245H3V248L5 249L4 251H1L0 250V255H2L3 253H5L6 255H8V256H12V259L15 261V263H16V261L18 260H16V256H17V254H16V252H18V250H21V248L20 249H18L19 247V245L17 246L16 244H18V243H16V241H13ZM22 240V239H21ZM26 240H29V238L28 239H26ZM25 240V241H26ZM157 240V239H156ZM183 240V239H182ZM198 240V239H197ZM223 241L225 240V239H222ZM227 240H225V241H227ZM5 241H8V243H9V239H5ZM162 241H163V239H162ZM185 241V240H184ZM190 241V240H189ZM196 241V240H195ZM243 241V240H242ZM244 241V244L246 243ZM261 241V240H260ZM2 242H3V240H2ZM24 242V240L22 241V243ZM43 242V241H42ZM46 242V241H45ZM160 242V241H159ZM194 242V241H193ZM4 243H6V242H4ZM37 243V242H36ZM40 243L41 242H39V243H37V244H39V246H40ZM47 243V242H46ZM11 244V243H10ZM20 244V243H19ZM32 244V243H31ZM34 244V243H33ZM36 244V245H37ZM43 244H45L44 242H43ZM222 244V242L220 243V245ZM239 244H240V242H239ZM250 244V243H249ZM252 244H253V242H252ZM0 245H2L1 243H0ZM8 245V244H7ZM6 245V246H7ZM42 245V244H41ZM48 245V244H47ZM197 245V244H196ZM212 245V244H211ZM216 245V244H215ZM219 245V244H218ZM217 245V246H218ZM219 245V246H220ZM226 245V244H225ZM242 245V244H241ZM255 245V244H254ZM9 246V245H8ZM7 246V247H8ZM16 246H17V249L18 250H16ZM28 246H30V245H28ZM45 246H46V244H45ZM51 246V245H50ZM53 246V245H52ZM21 247V246H20ZM36 247H38V245L36 246ZM44 247V246H43ZM43 247H41L42 249H43V251H41V248H40V252L38 251V249H36V251L38 252H36L37 254H35V252L34 251H32V250H30L29 248L27 249V250H22V252L24 253V255L26 256V258H29V259H33L34 260V264H59V263H61V262H59L57 259L58 258H60L61 256L64 258V256L63 255H56V253L54 254V255H56L57 256V258H54V256H52L50 253L54 250L53 248V250H50V248L47 250L46 248H45V250H44V248ZM49 247V246H48ZM160 247H161V245H160ZM167 247V246H166ZM243 247H245V246H242V249H243ZM0 248H1V246H0ZM55 248V247H54ZM162 248H164V246L162 247ZM161 248V249H162ZM223 248V247H222ZM226 247H224V249H225ZM230 248V247H229ZM232 248H234L235 249V247H232ZM232 248H230V249H232ZM8 249V248H7ZM23 249V248H22ZM25 249H26V246H25ZM33 249H34V245H33ZM166 249V248H165ZM169 249H171V248H169ZM227 249V248H226ZM234 249H232V250H234ZM242 249H240V250H242ZM10 250V249H9ZM50 250V251H49ZM58 250V249H57ZM56 250V251H57ZM229 250V249H228ZM236 250H238V249H236ZM25 251H28V252H25ZM195 251V250H194ZM219 251V250H218ZM224 251V250H223ZM3 252V253H2ZM61 253V251H58V253ZM190 252V251H189ZM196 252V251H195ZM238 252V251H237ZM20 253H21V251H20ZM59 253V254H60ZM175 253V252H174ZM222 253H224L222 256H223V258H225L226 256H227V254H229L230 255V253L231 252H229V253H227V251L226 252H222ZM4 254V255H5ZM190 254V253H189ZM192 254H193V252H192ZM195 254V253H194ZM215 254V253H214ZM4 255H2V256H4ZM21 255H23V254H21ZM231 255H232V253H231ZM19 256H20V254H19ZM58 256H60V257H58ZM167 256V255H166ZM172 256V255H171ZM216 256H217V254H216ZM18 257V256H17ZM21 257V256H20ZM89 257V256H88ZM189 257V256H188ZM194 257V256H193ZM219 257H220V255H219ZM218 257V258H219ZM1 258V257H0ZM3 258H5V257H3ZM9 258V257H8ZM23 258V257H22ZM201 258V257H200ZM6 260H7V258H5ZM11 259V261H13ZM20 260H21V258H19ZM23 259H25V257L23 258ZM190 259H191V257H190ZM222 259V258H221ZM220 259V260H221ZM6 260H4V261H6ZM32 260V261H33ZM91 260V259H90ZM192 260V259H191ZM229 260V259H228ZM22 261H24V260H21V261H19V262H22ZM27 261V260H26ZM64 261V260H63ZM72 261V260H71ZM70 261V262H71ZM86 262H87V260H85ZM91 261H93V260H91ZM90 261V262H91ZM201 261H202V259H201ZM27 262H30V261H27ZM58 262V263H57ZM67 262V261H66ZM80 262H82L81 260H80ZM79 262V263H80ZM89 262V261H88ZM87 262V263H88ZM102 261H100L99 260V263H98V260H96V262L95 263H97V264H100ZM103 262H105V261H103ZM26 263V262H25ZM25 263H23V264H25ZM31 263V262H30ZM94 263V264H95ZM107 263V262H106ZM106 263H102V264H106ZM194 264H195V262H193ZM211 263V262H210ZM18 264V263H17ZM20 264V263H19ZM27 264H29V263H27ZM72 264V263H71ZM73 264H75L74 262H73ZM78 264V263H77ZM83 264V263H82ZM91 264V263H90ZM108 264H109V262H108ZM209 264V263H208ZM234 264V263H233Z\"/></svg>", "mask_w": 264, "mask_h": 264}]
</instances>
